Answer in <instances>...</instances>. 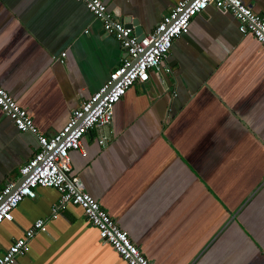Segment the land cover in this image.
<instances>
[{
	"label": "crops",
	"instance_id": "crops-1",
	"mask_svg": "<svg viewBox=\"0 0 264 264\" xmlns=\"http://www.w3.org/2000/svg\"><path fill=\"white\" fill-rule=\"evenodd\" d=\"M101 1L145 34L178 0ZM243 1L264 17V0ZM124 54L81 2L0 0V84L42 134L58 131ZM35 149L0 111V187ZM68 155L69 174L152 264H264V48L230 13L194 15L148 80L113 104L110 123ZM58 197L37 187L19 201L0 222V254ZM44 225L12 264H125L77 205Z\"/></svg>",
	"mask_w": 264,
	"mask_h": 264
},
{
	"label": "built area",
	"instance_id": "built-area-1",
	"mask_svg": "<svg viewBox=\"0 0 264 264\" xmlns=\"http://www.w3.org/2000/svg\"><path fill=\"white\" fill-rule=\"evenodd\" d=\"M76 1L100 21L103 34L115 38L125 54L109 73L106 82L72 109L65 124L49 135L38 131L26 110L0 84L1 113L11 120L17 131L28 132L36 140V149L19 166L17 178L7 180L0 187V222L10 221L13 208L23 198H33L37 187H52L59 191L58 200L50 206L48 217L37 218L22 236L14 238L0 255V264H12L16 256L24 255L32 236L38 231H45L46 220L57 217L67 204L81 208L86 219L96 227L100 239L108 243L125 264H152L126 232L84 190L78 177L69 174L68 152L81 148V138L87 130L110 123L113 104L134 83L148 80L149 71L157 69L165 61L172 40L185 33L190 19L205 8L230 13L237 21L238 31L250 34L264 48V17L243 0H178L140 39L134 34L132 26L117 19L101 0ZM60 55L64 56V52ZM164 71H168L167 66ZM105 141V137L97 140L101 145Z\"/></svg>",
	"mask_w": 264,
	"mask_h": 264
},
{
	"label": "water",
	"instance_id": "water-1",
	"mask_svg": "<svg viewBox=\"0 0 264 264\" xmlns=\"http://www.w3.org/2000/svg\"><path fill=\"white\" fill-rule=\"evenodd\" d=\"M113 13L114 15H118L119 13L116 11V10H113ZM121 21L127 25V26H132L133 28V32L134 34L137 36L138 39L142 38L144 33H143V30H142V27L137 23L136 19L132 20L130 16H127V15H124L121 17ZM236 25H237V21H236ZM187 32V31H186ZM185 32V33H186ZM17 103V102H16ZM18 104V103H17ZM19 105V104H18ZM17 184H19V181L17 182ZM16 207V206H15ZM14 207V208H15ZM13 208V209H14ZM4 252V251H3ZM2 252V253H3ZM1 253V254H2ZM0 254V255H1Z\"/></svg>",
	"mask_w": 264,
	"mask_h": 264
},
{
	"label": "flooded vegetation",
	"instance_id": "flooded-vegetation-1",
	"mask_svg": "<svg viewBox=\"0 0 264 264\" xmlns=\"http://www.w3.org/2000/svg\"><path fill=\"white\" fill-rule=\"evenodd\" d=\"M166 72H170V68L168 67V71H166Z\"/></svg>",
	"mask_w": 264,
	"mask_h": 264
}]
</instances>
